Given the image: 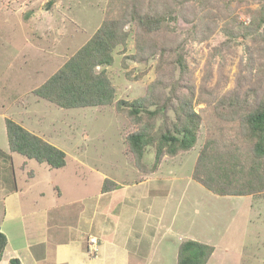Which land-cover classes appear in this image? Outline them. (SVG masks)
<instances>
[{
  "label": "rangeland",
  "instance_id": "rangeland-1",
  "mask_svg": "<svg viewBox=\"0 0 264 264\" xmlns=\"http://www.w3.org/2000/svg\"><path fill=\"white\" fill-rule=\"evenodd\" d=\"M134 9L162 16L161 27L143 31ZM119 17L126 39L109 65L96 67L114 88L112 103L63 108L34 93L104 21ZM263 99L264 0H0V160L6 164L0 201L2 189L17 184L26 192L24 204L39 213V225L47 207L60 205V221L69 226L84 207L72 201L100 192L96 226L104 237L116 223L118 203L145 217L152 241L139 264H177L187 240L210 247L206 264H264V167L261 188L247 194L217 193L193 178L209 141L219 147L225 141L234 162L245 163L253 143L245 115ZM118 100L127 105L117 108ZM134 100H140L137 117L128 112ZM161 106L163 113L152 117ZM180 107L198 115L195 143L164 153L154 165L158 136L172 127ZM7 118L63 150L65 165L52 168L10 151ZM149 122L156 139L137 158L127 136ZM126 188L145 199L123 202ZM103 201L112 204L104 208Z\"/></svg>",
  "mask_w": 264,
  "mask_h": 264
},
{
  "label": "trees",
  "instance_id": "trees-1",
  "mask_svg": "<svg viewBox=\"0 0 264 264\" xmlns=\"http://www.w3.org/2000/svg\"><path fill=\"white\" fill-rule=\"evenodd\" d=\"M138 26L146 32L156 31L162 25V16L157 14H139L135 9ZM123 17L104 21L90 39L83 44L59 69L51 74L34 93L63 108L79 106L105 105L112 103L114 88L104 69L96 67L109 65L112 62L114 48L126 39L122 29ZM140 100L130 102L128 112L137 117L141 111ZM117 108L123 109L127 102L118 100ZM151 112L155 117L162 114ZM158 113V114H157ZM139 130L130 133L127 141L132 152L140 158L146 145L155 142L156 136L150 134V122ZM158 136L154 165L164 154H174L178 150L191 148L196 140L198 130V115L184 107L176 109V119ZM244 126L252 138L251 152L245 163L227 151L225 141L223 147L209 141L201 149L193 172V178L203 186L221 194H247L262 186V161H264V99L252 112L245 115ZM6 138L10 151L33 158L40 163H46L52 168L65 165V152L40 136L30 132L20 124L7 118L5 120ZM212 143V144H211ZM264 172V171H263ZM106 180L104 182V185ZM112 183V182H111ZM102 186V191L106 187ZM257 185V186H256ZM259 187V188H257ZM6 245V237L0 230V259ZM211 254L208 245L195 240H187L180 244L177 264H206ZM10 264H20L17 259H11Z\"/></svg>",
  "mask_w": 264,
  "mask_h": 264
},
{
  "label": "crops",
  "instance_id": "crops-1",
  "mask_svg": "<svg viewBox=\"0 0 264 264\" xmlns=\"http://www.w3.org/2000/svg\"><path fill=\"white\" fill-rule=\"evenodd\" d=\"M10 160L9 165L13 168L12 158ZM0 162L3 163L0 164V170H3L6 164L3 159ZM24 165L26 166V161L22 160L21 166L24 167ZM24 172H28L27 169L22 175ZM26 176L28 179H34V173ZM18 188L16 184L13 188L5 186L2 189L4 195L0 201V230L6 237V245L0 264H10L13 258L20 264H139L140 258L144 261L148 258L152 236L146 232V226L143 223L145 217L138 218L137 210L133 205L118 203L117 201L121 198L114 200L119 205L116 223L104 237L99 224L96 226V220L100 214V192L91 199L84 200L81 197L77 198L80 200L72 201L71 205L79 203L84 207L81 212L79 211L80 213L78 212L76 220L69 221V226H65L66 223L60 221L64 217L60 213L63 210V206L60 205L47 207L46 219L39 225V213L24 204L26 192H22L23 195H21ZM128 188L123 190L125 191L121 199L123 202L125 197L136 200L145 199V195L128 193ZM111 204V202L104 203L103 206L105 208ZM52 208L58 209L49 216L51 213L49 209ZM125 213L129 215L126 216ZM30 216L34 218L27 219ZM64 227L68 228L67 235H65L67 230ZM91 238L95 239V243L90 240ZM157 258L160 259V257ZM156 263L158 264V261ZM159 264L165 263L162 261Z\"/></svg>",
  "mask_w": 264,
  "mask_h": 264
},
{
  "label": "built area",
  "instance_id": "built-area-1",
  "mask_svg": "<svg viewBox=\"0 0 264 264\" xmlns=\"http://www.w3.org/2000/svg\"><path fill=\"white\" fill-rule=\"evenodd\" d=\"M90 240H91L93 243H95V239H94V238H91Z\"/></svg>",
  "mask_w": 264,
  "mask_h": 264
}]
</instances>
